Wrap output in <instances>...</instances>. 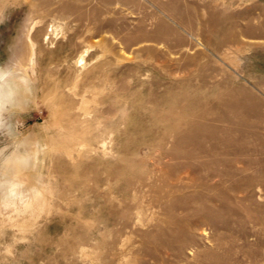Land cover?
<instances>
[{
  "label": "rangeland",
  "instance_id": "1",
  "mask_svg": "<svg viewBox=\"0 0 264 264\" xmlns=\"http://www.w3.org/2000/svg\"><path fill=\"white\" fill-rule=\"evenodd\" d=\"M263 33L264 0H0V264H264Z\"/></svg>",
  "mask_w": 264,
  "mask_h": 264
},
{
  "label": "bare ground",
  "instance_id": "2",
  "mask_svg": "<svg viewBox=\"0 0 264 264\" xmlns=\"http://www.w3.org/2000/svg\"><path fill=\"white\" fill-rule=\"evenodd\" d=\"M246 14V13H245ZM232 16V15H231ZM251 16V15H250ZM249 16V17H250ZM248 17V18H249ZM231 18H233V16L231 17ZM247 18V19H248ZM246 19V21H248ZM250 19H252V18H250ZM253 20V19H252ZM251 22V21H250ZM257 22V21H256ZM255 22V23H256ZM259 22V21H258ZM219 23V22H218ZM249 23V22H248ZM251 23H253V22H251ZM250 23V24H251ZM260 23V22H259ZM220 24H221V22H220ZM219 24V25H220ZM245 25L247 24L246 22L244 23ZM249 24V25H250ZM244 25V26H245ZM258 25V24H257ZM248 25H246V27H247ZM251 26V25H250ZM254 26V25H253ZM222 27V26H221ZM221 27H220V29H221ZM234 27H235V25H234ZM258 27V26H257ZM260 28H261V26H259ZM227 28V27H226ZM219 29V28H218ZM249 29V28H248ZM255 29H256V27H255ZM262 29V28H261ZM240 30H242V29H240ZM244 30H246V28L244 29ZM254 30V29H253ZM247 31V30H246ZM261 31H263V30H261ZM249 32H251V31H249ZM242 33H244V32H242ZM246 33V32H245ZM248 33V32H247ZM250 34V33H249ZM253 34V33H252ZM251 34V35H252ZM257 34V33H256ZM264 34V33H263ZM248 35V34H247ZM255 36V35H254ZM81 63V62H80ZM9 72H3V71H0V104L2 103V101H7V102H9L11 105H13V107H16L17 106V104H18V95H17V91H16V84L15 83H13L12 82V80L10 79V77H9ZM169 96V95H168ZM219 102H217V104H218ZM232 107V106H231ZM228 111V110H227ZM226 111V112H227ZM242 111V110H241ZM233 112V111H232ZM184 113H185V110H184ZM238 113V112H237ZM241 113V112H240ZM222 116V115H221ZM233 116V115H232ZM238 116H239V114H238ZM245 116V115H244ZM241 117V116H240ZM230 118V117H229ZM240 119H242V118H240ZM217 122H219V121H217ZM214 123H215V121H214ZM240 123H241V121H240ZM196 124V123H195ZM205 127V126H204ZM182 129V128H181ZM179 131V130H178ZM177 131V133H178V135L180 136V132H178ZM182 133H184V132H182ZM185 134V133H184ZM178 136V137H179ZM190 136H188V138H189ZM181 139H183V137H181ZM195 140V139H194ZM188 141V140H187ZM179 142V141H178ZM197 142V141H196ZM188 143V142H187ZM200 143V142H199ZM192 144H194V143H192ZM196 148V147H195ZM165 153H168V151L167 152H165ZM28 159H30V158H24V159H14L13 160V162H12V165L13 166H16V167H18L19 166V164L20 163H24L25 164V166L26 165H28ZM42 165V164H41ZM1 174H5V172L3 171V172H1ZM0 184H2V185H6V182H0ZM18 184H20V183H14L12 186L14 187V186H16V185H18ZM12 193V190H10V192L8 193V195H7V197L8 196H10V194ZM6 196V195H5Z\"/></svg>",
  "mask_w": 264,
  "mask_h": 264
}]
</instances>
